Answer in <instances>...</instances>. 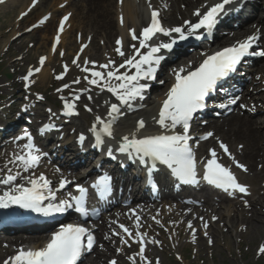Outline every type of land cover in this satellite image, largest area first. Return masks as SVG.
I'll return each instance as SVG.
<instances>
[{"label":"snow or ice","instance_id":"1","mask_svg":"<svg viewBox=\"0 0 264 264\" xmlns=\"http://www.w3.org/2000/svg\"><path fill=\"white\" fill-rule=\"evenodd\" d=\"M5 0H0V4ZM123 0H121V3ZM234 3V0H217L216 3L210 7L205 5L206 11L201 14L200 10H197L194 15L199 19L197 22L185 21L184 25L166 29L160 19V11L153 9L151 11L150 23L144 27L142 31L137 34L135 29L131 30V39L138 41L139 46L136 44L130 45L133 49L132 55H130L123 63L116 65L114 61L109 60L106 64L99 65L101 70H91L87 66L82 68V71L89 72L91 78L85 77L89 85H95L106 89L112 93L117 103H111L108 111V119L105 120L99 116L95 118V122L90 129L94 134L93 147H102L105 138H113L114 124L118 117L121 115L120 105H130L131 102L137 99H144L145 93L150 89V81L157 80V72L161 62L165 59L160 53L162 50L171 51L178 41H187L189 38H195L197 40L202 39L201 30H205L211 34L219 23V19L227 14L228 9L226 5ZM149 8L151 3L149 0ZM69 19L68 16L63 18L64 21ZM44 21L42 20L41 23ZM123 17H121V24H123ZM64 23L59 26V31L63 32ZM177 34L176 38H172L170 42L154 44L150 43L157 34H164L168 37H173V34ZM56 43L59 44L60 37L56 36ZM260 36L257 32L251 36H248L243 41H238L230 47L223 48L211 55L204 54L205 59L194 70H188L186 68H179L173 71L174 83L166 93V98L162 101L158 118L156 123L164 129V132L157 135H148L140 137L138 136L139 130L144 129L145 121L143 119L138 121L137 132L132 133L130 136L125 135L121 138L118 151L125 155L129 160L133 162H139L146 169V182L155 190L157 184L155 182L154 172L158 170V165H163L170 170V174L182 184H198L197 179V164L195 152L189 141L192 139L190 135V129L192 121L197 113L201 112L207 107V98L214 93L218 86L227 80V78L235 73L237 67L241 62L249 56L264 57V48L254 50L255 45L259 42ZM119 45L115 50L121 56H125L123 51V40H117ZM83 47H87L84 45ZM142 49H147L146 53L141 52ZM83 51V48L81 49ZM46 58L40 59V65L43 66ZM76 63V61H73ZM89 62L85 61V65ZM94 63V62H93ZM79 66V65H78ZM120 69L126 71L121 72ZM135 70L132 72V70ZM41 69L37 68L34 71L39 72ZM104 70H107L106 72ZM67 71V65H65V72ZM131 72V74H129ZM33 75V70H29L28 75L23 79L27 82L26 89L30 86V77ZM63 75L58 76L57 79H62ZM115 80L117 83L113 84ZM142 81H144L142 83ZM103 82V83H102ZM160 84H164L163 80L158 81ZM79 83V79L74 81ZM67 87V85H65ZM37 99L43 100L44 97L37 96ZM63 99V98H62ZM75 100H79L80 96L74 97ZM239 97L232 96L222 102L216 107L225 109L230 105L237 103ZM88 100H92L89 95ZM107 103V102H106ZM245 107V105H241ZM64 108L66 114H78L76 112V106L72 102L65 101ZM87 111L91 112L92 109L85 105ZM25 110H27L25 108ZM51 110L49 109V112ZM180 131H177V129ZM54 129L53 125H47L41 130V134H46L47 131ZM213 133L208 132L203 136V139L207 140L212 137ZM23 139L27 140V143L23 145L24 153L17 154L9 161L10 163H17L23 167L24 171H29L39 166L41 160V150L35 145L34 137L25 130ZM86 137L81 133L79 141L81 144L85 141ZM241 148L243 145L240 146ZM220 148L223 152L236 163V166L243 171H247L245 165L235 161V157H232L229 148L223 142H220ZM107 155L110 158L115 159L113 151L109 148ZM211 158L204 163V172L202 179L207 181L208 184L222 189L224 192H235L247 194L248 189L246 186L240 184L237 181L236 176L231 170L218 162L217 152L210 150ZM59 171V170H58ZM20 176L19 171L16 174H12V169H8V174L3 178H0V183L5 185H12ZM71 181L67 179H61L59 187L65 188ZM27 185L19 184L9 191H5L0 195V209H7L12 206H17L22 209H26L32 212L40 213L44 216H49L55 213H65L69 210H73L79 213L83 217L89 215V208L87 206L88 189L82 185L76 186V191L79 195L71 196L69 199L61 200L58 203H52L56 201V195L51 188V182L44 176L27 179ZM92 188L96 190L99 198L107 199L112 193V178L110 176L100 177L93 185ZM49 200L47 206L44 205V201ZM95 212V210H94ZM98 214V213H95ZM139 216L136 217V227L139 228ZM213 219H216L213 217ZM159 223V221H157ZM129 238H132L133 242L139 243L140 248L137 255L144 264H151L147 261L145 253V235L144 233H137L139 239L133 237L132 231L124 226H119ZM189 228H192V224L189 223ZM207 227V225H205ZM195 233H193L194 235ZM119 235V233H114ZM108 239L109 237H105ZM122 242L129 247V241L121 238ZM152 243H159V241H151ZM95 243V237L92 232L79 225H64L58 231L54 232L49 242L42 248L28 249L21 248L18 253L10 257L5 261V264H78L81 257L93 249ZM102 247V246H101ZM259 251L264 253V246H261ZM133 261L136 257H130ZM109 264H117L115 259L111 260Z\"/></svg>","mask_w":264,"mask_h":264},{"label":"bare ground","instance_id":"2","mask_svg":"<svg viewBox=\"0 0 264 264\" xmlns=\"http://www.w3.org/2000/svg\"><path fill=\"white\" fill-rule=\"evenodd\" d=\"M10 2L13 5H18L20 10L16 13V18L13 20V22L7 24L5 32L14 34L18 33L23 28L27 30L30 26L34 28L36 27V29H34L35 32H42L45 35L46 41L42 44V47L50 48V56L47 60L48 63L52 60L51 55L54 49L62 44L63 46L65 45V39L67 35H69V27L72 24L71 18L73 16L78 19L85 18L87 20V25L90 28V32L93 33V40L91 41L90 46L92 51H95L96 53H94L92 57H94L93 59L96 60V62H102L103 60L98 54L99 49L95 50V38L100 37L101 41L102 39H105V44H110L112 48L113 42L111 41L115 37L130 43L131 38L128 34L132 29H135L137 34H139L141 32V28H144V26L150 21L152 10L149 8V0H137V2L135 0H123L122 3L121 0H36L35 4L32 3L33 0H10ZM161 2L166 4L167 10L169 11L168 16L165 17V20L170 24H176L181 20L192 21L194 23V21L198 19L194 13L197 10L202 12L206 11L207 9L205 5L210 7L216 3L217 0H150L151 7L153 6V8L156 9L160 7L161 12L163 13L164 10L161 7ZM260 8L255 12V14L258 13V15L256 16L254 24L250 23L243 28H239L238 31L232 32L233 34L229 38L227 36L225 41L220 42L219 45L230 40H234L236 42L240 41V39H246L248 36L256 34L257 32L259 33L261 42H264V2ZM65 16L69 17L67 21L63 20ZM121 17H123V24H121ZM42 20L44 21L43 23H41ZM62 22L64 23V30L63 32H60L59 26ZM58 35L60 37V42L59 44H56L55 38ZM78 38L80 39V37ZM12 41L18 46V52L23 49V47L18 44L17 37L12 38ZM49 42L50 45L48 44ZM129 50L130 47L128 51ZM209 52L210 48L208 47L198 53L200 56L196 54L191 56L190 59L184 60L183 63L180 61V65L183 66L178 65L175 70L179 68L194 70L199 66L202 59L205 57L204 54H208ZM113 55L114 53H112V56ZM196 59H198L197 62H199L188 67V64L192 61H195ZM260 64L262 65V63ZM86 66L88 68L95 67V65L92 66L89 63ZM124 70L125 69H120V71ZM47 74V70H44L40 72L39 78L45 79ZM168 75L169 74L167 73V76ZM255 78H257V76ZM174 82V75L173 72H171L170 76L166 78L165 85H168L170 88ZM112 83L115 84L117 82L113 80ZM152 94L150 95V98H148L147 95L143 100L139 99V101L144 104L148 103L146 109L144 110L138 111V105H136L131 110H129L127 105H120L121 114H126L125 117H118L117 121L115 122L113 128V138H105V145H107V147H111L115 141L120 144L121 138L123 136H130L132 133L137 132L138 121L141 119L146 122L144 129L139 130L138 136L143 137L161 134L164 132V129H162L159 124L156 123V119L158 118L162 101L166 98V95L163 94L161 97L153 99ZM100 95L98 97H92V100H88L87 96H82L80 98L81 102L87 101L91 105L93 113L88 112L87 115L90 117L92 125L95 122V118L97 116L105 120L108 119V114L104 112V108L102 106V103L104 102V96ZM242 100L246 101V96H244ZM131 115H137L135 124L133 126L129 124V120L132 119ZM40 118L41 116L38 119ZM76 120H78L75 122V125L78 127L77 131L80 132L85 130L87 134L93 135V132L90 131L92 127L84 128L82 126L83 120H81L79 117ZM206 129V131H212L213 136L211 137L212 139L203 146L206 144L217 145L218 142L213 140L214 138L228 146L231 144L232 146L230 147H232V152L241 161V163L246 166L247 170L252 173L258 172L260 178L264 177V147L261 145V140L264 139V132L261 131L257 122L252 119V116H244L241 113L231 114L224 120H214L208 123L206 125ZM15 131H19V127H16ZM14 135L15 133L10 132V135L6 137L4 145L0 148V178H3L8 174V169H12V174H16L19 171L20 176L10 186L0 183V195L3 194V191H9L11 188H14L19 184H25L28 186L27 179L29 177H38V174H33L37 168L42 169L40 172L51 182V188L53 185L60 182L61 179L73 175V170L76 168L73 169L71 167L55 164V162H53L54 159H52V162L46 163L45 157H41L38 167H35L29 171H24L23 167L18 162L15 164L10 163L9 161H11L10 159H12L13 156L24 153L22 145L26 142V139L23 138L15 139ZM73 139H76V137ZM57 144H59L58 147H60L62 150L67 148V144L63 140L57 142ZM233 144H238L240 146L243 145V147L240 149V152L235 150ZM17 146H19V148H17ZM203 152H205V149ZM75 154V151H73L72 154H67L65 158L71 159L75 157ZM126 159L127 158H124L121 161L126 162ZM90 164L91 163H89L86 168H89L88 166H90ZM43 166H46V168H42ZM134 186H137V183L125 181L122 187L124 192L127 193L130 192ZM69 188L70 187L67 185L61 191H65ZM258 189H260V187ZM170 190L165 187L160 198L158 197L159 199H154L148 196L139 198L132 195V197H129V200L131 199L130 201L133 203V206L140 205L142 207V209H137V214L142 219H147L145 212H149V214H151V218L158 220L163 226L168 222H175L178 220L180 221L179 226L185 225L187 220H190L192 224L197 225L200 218L210 221V218L217 216L218 210L222 208L223 212L222 215H220L221 219H218V221H216L214 224L219 223V221L223 222L224 220L222 218L224 217L229 219L231 224H235V215L232 211V207L228 206L232 200L230 197H219L206 194V197L198 199L196 196L183 197L181 193H174ZM257 194L260 195L259 192H257ZM262 197L263 196L259 197V200H257L255 204H258V201L261 200L264 202V197ZM155 201H160L156 207L153 204ZM122 206V202L115 204V206L111 209L114 208L116 210L111 211L108 215L109 217L102 215V221L95 225L97 232V242L90 252L91 256L88 264H109L110 260L113 259H116L117 264L119 261H122V256L118 255L115 251V247L111 245V242L113 241H115V245H118L119 239L105 238L112 234V230L118 229L120 231L119 233L123 232L119 226L130 223L132 217L126 214V211ZM18 208L19 207L17 206H12L7 209H0V224L16 225L22 222L19 219H13L10 215L4 212L10 211L13 215L12 210L14 211ZM235 208L237 212H244L242 214L241 223L246 225L248 228L251 226V228L254 229L255 223H253L252 220L256 219L257 221V218H255L257 213L255 209H251V204L249 207H246L244 203H238ZM130 209H133V207ZM35 218H32L33 222H35ZM149 222L150 219H147L144 224H141L139 230L144 231L146 234H151L153 230L149 226ZM57 230L58 229L55 231H49L47 233H27L30 235L25 236L17 233L0 234V258H4L5 256H15L18 251L24 247V244H29L30 249L42 248L48 243L49 235L56 232ZM130 230L133 233V237H136V229L130 228ZM160 234H162V231H160ZM99 244H102L104 251L99 250ZM136 248L137 247L126 249L125 252L127 254H131L136 250ZM3 258H1V260Z\"/></svg>","mask_w":264,"mask_h":264},{"label":"rangeland","instance_id":"3","mask_svg":"<svg viewBox=\"0 0 264 264\" xmlns=\"http://www.w3.org/2000/svg\"><path fill=\"white\" fill-rule=\"evenodd\" d=\"M35 1L36 0H33L32 3L35 4ZM161 3L166 6L163 2ZM19 10V6L11 4L10 0H5L4 3L0 4V104H5L10 96L16 94L14 103L17 102L18 104L19 102L31 106L34 111H36V115L38 113H49L50 109L51 113L58 116V109L56 108H63L65 101L69 102L71 100L77 104L76 107L80 112L79 118L83 120L82 126L84 128H89L92 121L87 115L89 111L86 110L85 105L90 108L91 105L87 101L81 102L79 101L80 99L75 100L74 97L77 95H79L80 98L82 96H87L88 98L89 95L91 97H98L101 93L100 96H104V102L102 103L104 112L111 103L116 102V99H114L115 97H112L110 92L106 89H102L101 87L95 89V85H89L87 83L85 77H89L90 74L89 72L82 71V68L86 66L85 61H88L92 66L95 65L93 69L99 71V65L106 64L109 60L115 63L117 62V65L123 63L132 55L133 49L128 53V50L125 48L124 57H121L117 52L115 57H113L114 55L112 56V53L113 51L115 53V44L117 48L116 42L120 38L116 39L117 37H115L112 39L113 48L110 44H105V39L101 41L100 37L95 38V50L99 49L98 54L103 60L102 62H96V60L93 59L94 57H92L95 51H92L90 46L93 40V33L90 32L87 20L85 18L78 19L73 16L71 18L72 24L69 27V35H67L65 39V45L63 46L62 44L54 49L51 55L52 60L48 63L47 60L50 56V48L42 47V44L46 41L45 35L42 32H35L34 29H36V27L30 26L29 28L31 29L28 30L23 28L18 33L14 34L5 32L7 24L13 22ZM181 21L179 23H181ZM14 37L18 38V44L23 47L19 52L18 46L12 41ZM78 37H80V39ZM48 44L50 45V42ZM84 45H87V47H83ZM82 48L83 51H81ZM42 57L46 58L43 66L40 65V59ZM118 57H120L119 61H117ZM74 60L76 63L73 62ZM65 65H67L66 72ZM37 68L41 70L35 72L34 70ZM30 69L33 70V75L30 77L32 83H30V86L26 89L25 85L27 82L23 78L28 75ZM44 70H47V77L45 79L39 78L40 72ZM170 72L171 71L168 73ZM61 75H63V78L57 79V77ZM77 79H79V83H74ZM65 85H67V87H65ZM167 88L168 87H162L157 90V93H155L152 98L156 99L158 94H164ZM259 95L262 96V93H259ZM37 96H42L44 99L39 100ZM8 104L7 106H9ZM147 104L148 103L144 104V109H146ZM14 110L15 106L11 108L6 115L9 118L12 117ZM5 113L6 112H0V128L4 120L3 117H6ZM16 113L18 114V112ZM91 113H93V111H91ZM242 114L248 116V114ZM34 117L30 120L34 121ZM252 119L259 123L258 125L261 131L264 132L263 125H260V121L264 119V115H254ZM73 121L71 125L63 127L65 128L64 131H66L67 128L68 130L75 129L76 131L78 127L75 125V122L78 120L74 119ZM131 122L134 123L130 120L129 123ZM215 139L216 138L213 140ZM5 141L6 139H2V132H0V148L4 145ZM261 145L264 147V139L261 140ZM36 146L42 150V146L44 145L42 142H37ZM230 146L232 145L229 144V151L232 157H234L235 155L233 156L232 147ZM233 147H235L237 152H240V145L233 144ZM17 148H19V146H17ZM203 148L205 149L206 157L210 154V150L214 149L217 154H221L223 159L229 162L231 161V164L236 166V163L229 155L222 152L223 149L218 147V143L217 145L207 144L203 146ZM44 153L48 155L49 151L47 150ZM13 158L14 156L12 159ZM235 161L242 164L238 158ZM42 168H46V166ZM40 171H42V169L37 168L34 174L40 176ZM239 173L243 181L250 187L251 192L249 198H235L228 204V206L232 207V211L235 215V224H231L229 219L225 217L222 218L224 220L223 222L219 221V223L214 224L218 219H221L220 215H222L223 208L218 210L217 216H214L216 219L210 218V222L208 220L203 221V218L202 220L200 218L197 225L192 224L190 220H187L185 225L182 226H179V220L168 222L164 226L154 222L156 226L153 224L152 226L155 229L160 227L162 234L156 231L152 235H145V255L147 261H150L151 264H264V253L259 251L260 247L264 246V202L261 200L258 201V204H255V202L259 200V197H264V177L260 178L258 172L252 173L248 170L245 172L241 168H239ZM259 187L261 190L258 189ZM70 190L71 189L64 191L62 196L69 194ZM257 192H259L260 195L257 194ZM197 195L203 196V193H197ZM238 203H244L246 207H249L248 205L251 204V209H255L257 213L255 218H257V221L256 219L252 220V222L255 223L254 229H252L251 226L248 228L241 223L242 214L244 212H237L235 206ZM157 204L158 202L154 204L155 207ZM127 209L128 208H126L125 211L128 214L129 212ZM189 223L192 224V228L188 227ZM205 225H207V227H205ZM118 231V229H116V231L112 230L113 233L108 237H112L113 234ZM142 233H144V231H142ZM193 233L195 234L193 235ZM136 239L138 240L139 237H136ZM128 241L131 245L130 247L123 242L122 245L118 244L115 246L116 253L122 255V261H119L118 264H144L137 255L140 244L133 242L132 239ZM151 241H159V243H152ZM98 246L100 251H104V248L101 247L102 244ZM134 247H137L134 253L129 255L124 254L125 249ZM133 256L136 257L135 261L130 259V257ZM1 258L0 261L1 264H3L7 256L2 260ZM89 259L90 256L86 258L83 264H88Z\"/></svg>","mask_w":264,"mask_h":264}]
</instances>
